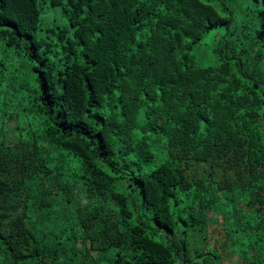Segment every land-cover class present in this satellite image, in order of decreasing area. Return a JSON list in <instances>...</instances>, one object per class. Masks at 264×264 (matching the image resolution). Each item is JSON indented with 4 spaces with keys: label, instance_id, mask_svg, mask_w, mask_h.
<instances>
[{
    "label": "trees",
    "instance_id": "trees-1",
    "mask_svg": "<svg viewBox=\"0 0 264 264\" xmlns=\"http://www.w3.org/2000/svg\"><path fill=\"white\" fill-rule=\"evenodd\" d=\"M0 264H264V0H0Z\"/></svg>",
    "mask_w": 264,
    "mask_h": 264
},
{
    "label": "rangeland",
    "instance_id": "rangeland-1",
    "mask_svg": "<svg viewBox=\"0 0 264 264\" xmlns=\"http://www.w3.org/2000/svg\"><path fill=\"white\" fill-rule=\"evenodd\" d=\"M47 22H49V20L46 17V15H42L43 28L45 27ZM209 220L211 222H210V225L208 227V231H209L208 232V237H209L208 243L215 244L220 249H224L225 236L223 235V229H222L221 223L218 221V218L217 219L210 218ZM226 258L231 260V259H233V255H227L226 254Z\"/></svg>",
    "mask_w": 264,
    "mask_h": 264
}]
</instances>
